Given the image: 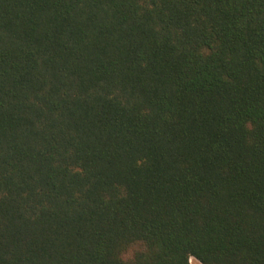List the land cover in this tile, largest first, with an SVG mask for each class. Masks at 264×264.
Listing matches in <instances>:
<instances>
[{
    "label": "trees",
    "instance_id": "trees-1",
    "mask_svg": "<svg viewBox=\"0 0 264 264\" xmlns=\"http://www.w3.org/2000/svg\"><path fill=\"white\" fill-rule=\"evenodd\" d=\"M264 264V0H0V264Z\"/></svg>",
    "mask_w": 264,
    "mask_h": 264
},
{
    "label": "rangeland",
    "instance_id": "rangeland-1",
    "mask_svg": "<svg viewBox=\"0 0 264 264\" xmlns=\"http://www.w3.org/2000/svg\"><path fill=\"white\" fill-rule=\"evenodd\" d=\"M191 264H200L199 262H197L196 260H194L193 258L190 260Z\"/></svg>",
    "mask_w": 264,
    "mask_h": 264
}]
</instances>
